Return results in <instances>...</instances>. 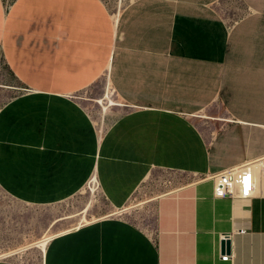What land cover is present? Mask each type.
<instances>
[{"label": "crops", "instance_id": "1", "mask_svg": "<svg viewBox=\"0 0 264 264\" xmlns=\"http://www.w3.org/2000/svg\"><path fill=\"white\" fill-rule=\"evenodd\" d=\"M107 81L121 104L96 120L77 95ZM247 164L251 196L215 194ZM93 175L116 210L153 188V227L55 233L43 264H264V0H130L117 21L106 0H0V192L22 213Z\"/></svg>", "mask_w": 264, "mask_h": 264}, {"label": "rangeland", "instance_id": "2", "mask_svg": "<svg viewBox=\"0 0 264 264\" xmlns=\"http://www.w3.org/2000/svg\"><path fill=\"white\" fill-rule=\"evenodd\" d=\"M114 1L120 0H106V3L113 7V14L116 11ZM129 1L122 0V3L124 5ZM105 86L106 82L104 85L96 84L94 87L81 91L77 97L86 102L93 100L96 103L95 99L103 96ZM112 98H115L114 93H112ZM96 104L90 108V111L97 120L98 110L100 109L101 112L102 108L97 104L98 108ZM96 120L94 122L99 130L100 125ZM148 188L147 183H142L119 210L105 200L104 196L99 193L97 185L94 192L85 186L78 194L63 202L27 208L22 213H19L14 204L0 192V228L8 229L10 233L9 236L3 234L0 236V253L3 249L7 252L18 250L20 252L7 257L18 264H43L45 248L37 244L40 240L68 230L78 222L79 225H85L91 223L92 218L100 219L111 215H118L146 230H151L153 202L157 193L155 191L152 193L153 188Z\"/></svg>", "mask_w": 264, "mask_h": 264}, {"label": "built area", "instance_id": "3", "mask_svg": "<svg viewBox=\"0 0 264 264\" xmlns=\"http://www.w3.org/2000/svg\"><path fill=\"white\" fill-rule=\"evenodd\" d=\"M12 3L13 0H1L3 11H8ZM255 165L256 164H247L234 169H227L220 173H216L213 179L215 194L218 196H225L233 201L247 199L252 195L255 187ZM86 185L88 188V183ZM230 233L232 235L244 234L245 228L236 223V226H234ZM229 259L230 255L228 254L221 256V260L223 261H228Z\"/></svg>", "mask_w": 264, "mask_h": 264}, {"label": "bare ground", "instance_id": "4", "mask_svg": "<svg viewBox=\"0 0 264 264\" xmlns=\"http://www.w3.org/2000/svg\"><path fill=\"white\" fill-rule=\"evenodd\" d=\"M122 0H120V1H118L117 3H116V5H115V8H116V11H115V13H114V20L115 21H117L118 20V17H119V14H120V11H121V9H122ZM114 93V91L112 90V87L110 86V83L107 81L106 82V86H105V90H104V94H103V96L101 97V98H98V99H95V101H96V103L98 104V105H101V112H100V114H101V117H102V115H103V117H104V115L107 113V112H109V110H110V108L112 107V106H117V105H120L121 104V101L119 100V99H115V98H112V93ZM194 115V114H193ZM101 120V119H100ZM101 124V125H100ZM99 125H100V129L98 130L99 131V133H102V131H103V126H104V124H103V122L102 123H100ZM100 136V135H99ZM101 138V137H100ZM100 141V140H99ZM99 186V184L97 183V179H96V176L95 175H93L92 177H91V179L89 180V182H88V187L90 188V191L91 192H94L95 190H96V186ZM87 186V185H86ZM103 218H107V217H103ZM102 217L100 218V219H103ZM96 220H98V219H95V218H92L91 219V221L93 222V221H96ZM82 222V221H81ZM81 225V224H80ZM79 225V222L77 223V224H75V226L74 227H72V228H70V230H73V229H75V228H77V227H79L80 226ZM52 236L53 235H49V236H47L46 238H44V239H42V240H40L37 244L38 245H40V246H42V247H44L45 249H46V245H47V243H48V241L50 240V238H52ZM23 248V247H22ZM25 249V248H24ZM16 252H20V251H18V250H14V251H10V252H6V253H2L0 256L3 258V257H7V256H9V255H12L13 253H16Z\"/></svg>", "mask_w": 264, "mask_h": 264}, {"label": "water", "instance_id": "5", "mask_svg": "<svg viewBox=\"0 0 264 264\" xmlns=\"http://www.w3.org/2000/svg\"><path fill=\"white\" fill-rule=\"evenodd\" d=\"M226 245V249L229 250L230 249V241L228 239L224 240V243Z\"/></svg>", "mask_w": 264, "mask_h": 264}]
</instances>
